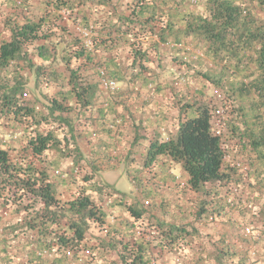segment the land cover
I'll list each match as a JSON object with an SVG mask.
<instances>
[{"label": "trees", "instance_id": "obj_1", "mask_svg": "<svg viewBox=\"0 0 264 264\" xmlns=\"http://www.w3.org/2000/svg\"><path fill=\"white\" fill-rule=\"evenodd\" d=\"M1 1L0 121L22 135L13 156L0 140V204L11 211L0 264H264V249L254 252L264 243V0ZM74 26L90 32V45ZM168 66L202 87L171 88L177 132L148 137L142 169L181 166L183 188L199 196L195 223L148 219L122 195L111 206L127 216L110 221L100 201L118 193L97 178L114 168L111 142L133 120L131 94L168 90L159 81ZM22 67L59 86L44 110L26 98ZM104 81L119 86L106 92ZM141 126L131 122L134 147ZM47 153L73 160L69 174L83 185L71 199H59ZM132 182L147 195L142 179ZM216 220L225 231L205 233Z\"/></svg>", "mask_w": 264, "mask_h": 264}, {"label": "rangeland", "instance_id": "obj_2", "mask_svg": "<svg viewBox=\"0 0 264 264\" xmlns=\"http://www.w3.org/2000/svg\"><path fill=\"white\" fill-rule=\"evenodd\" d=\"M7 10V5H4L0 0V21L3 20L4 13ZM68 15L66 14L64 17L67 18ZM77 28L81 27L74 26V30L78 34ZM186 47L192 57H199V53H202L200 50L194 49L191 44H187ZM29 51L33 53V49ZM32 59L34 62L39 63L36 56H32ZM59 69L63 70V67L59 65ZM177 71V67L168 66V69L161 73L159 77L160 83L170 87L165 92L161 94L158 92L154 93L155 87L151 86L149 90H141L139 93L134 92L131 94L132 97L128 105L132 112L133 120L126 121L111 142V144H114L112 153V157L115 159L113 161L114 168L112 170L103 169L97 178V180L101 181V184L110 186L113 193L114 191L118 193L111 197H105V200L100 201L104 208L108 210V213H111L109 217L110 221H113L114 217L118 215L127 216L124 209L111 206L112 199L122 195L127 204L141 208L147 207L145 211L148 219H158L178 225L195 223L199 196L188 188H183L186 176L181 166L167 162L168 166H157L152 171H144L142 169L145 147L149 143L148 137L150 138L154 133H157L162 138L167 139L177 132L179 103L178 98L173 96L171 88L188 93V91L193 92L196 88L202 87L201 83H197L194 80L187 78L185 80L178 79L175 76V73L178 75ZM20 73L23 81L27 84V89H29L26 98L29 101H35L36 104H40L44 110V107L48 105V99L54 97L57 91L60 90L59 86H54L53 83L45 85L42 83V80H37L34 71L25 67H22ZM118 86L117 84L116 87ZM69 117L74 121L80 118ZM131 122L143 125L140 129L141 135L145 139L141 140L136 147L132 145L134 133ZM145 122L148 123L145 124ZM21 135L22 132L19 129L5 124V121H0V140L5 145V148L11 152L12 156L16 153L14 149L18 147ZM79 145L83 155L91 158V148L88 142L81 140ZM46 156L48 160L54 163V166L50 170V175L56 185L59 199L66 201L76 196L79 193V187L83 184L81 181L74 182V179H71L69 173L72 167L75 166L73 160L71 158H58L54 153H47ZM162 162L165 163L166 160ZM81 165H85L84 162ZM162 170L168 172L167 177H164ZM135 176L138 179H142L143 184L147 186V195L143 194V191L139 190L132 182V178ZM245 195L244 199L249 196H247V193ZM10 212V210L2 208L0 204V219L3 217L0 225L6 221V217L10 216ZM203 228L205 233L208 232L213 235H219L225 231L224 224L219 220ZM262 249H264V243L260 242L255 246L254 252L257 253Z\"/></svg>", "mask_w": 264, "mask_h": 264}, {"label": "built area", "instance_id": "obj_3", "mask_svg": "<svg viewBox=\"0 0 264 264\" xmlns=\"http://www.w3.org/2000/svg\"><path fill=\"white\" fill-rule=\"evenodd\" d=\"M77 31H78L79 35L84 36L86 38L87 44L90 45L91 44L90 43V32L86 29H83V28H77ZM199 56L203 57L204 55H203V53H199ZM116 86H117V84L114 81H104L102 88L104 91L109 92V91L115 90L117 88ZM218 127H220V126H218ZM220 132H221L220 129H218L216 131V133L218 135H220ZM237 166L240 167V171L243 172L244 175H247V173H248V166L247 165H245L243 162L240 161L239 163H237ZM235 191H237V189H235Z\"/></svg>", "mask_w": 264, "mask_h": 264}]
</instances>
